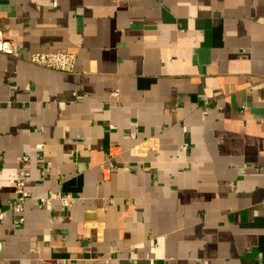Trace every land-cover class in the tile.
<instances>
[{
  "label": "crops",
  "instance_id": "0c3cea01",
  "mask_svg": "<svg viewBox=\"0 0 264 264\" xmlns=\"http://www.w3.org/2000/svg\"><path fill=\"white\" fill-rule=\"evenodd\" d=\"M0 32V264H264V0H0Z\"/></svg>",
  "mask_w": 264,
  "mask_h": 264
},
{
  "label": "built area",
  "instance_id": "2783aa9c",
  "mask_svg": "<svg viewBox=\"0 0 264 264\" xmlns=\"http://www.w3.org/2000/svg\"><path fill=\"white\" fill-rule=\"evenodd\" d=\"M0 53L11 56L14 58H24V54L21 50L13 46L9 41H7L3 34L0 32ZM26 61L29 63L49 69L55 72H61V73H70L73 71L75 62H76V56L72 53H44V52H35L30 54L27 58H25ZM109 128H113V125H109ZM183 148H187V144L183 145ZM24 161L27 160V158H23ZM29 174L28 172L21 171L19 174V179L16 184V200L15 202L10 206L9 211L12 213H20L23 208L24 204L29 199L28 193L25 189V186L28 182ZM59 199L61 202V205L63 208H68L72 204V197L69 195H63L58 196L57 194H51L48 198L45 199V205L47 208L50 207V200L51 199ZM5 211L0 210V222L5 217Z\"/></svg>",
  "mask_w": 264,
  "mask_h": 264
}]
</instances>
